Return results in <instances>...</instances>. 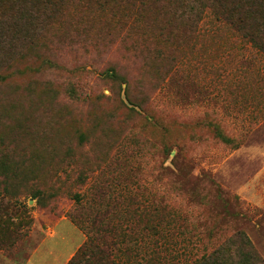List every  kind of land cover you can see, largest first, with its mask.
I'll use <instances>...</instances> for the list:
<instances>
[{"label": "rangeland", "instance_id": "374dc122", "mask_svg": "<svg viewBox=\"0 0 264 264\" xmlns=\"http://www.w3.org/2000/svg\"><path fill=\"white\" fill-rule=\"evenodd\" d=\"M218 11L65 0L17 23L0 46V258L44 241L57 263L81 230L79 264H264V185L235 152L264 144V51Z\"/></svg>", "mask_w": 264, "mask_h": 264}, {"label": "trees", "instance_id": "16d2710c", "mask_svg": "<svg viewBox=\"0 0 264 264\" xmlns=\"http://www.w3.org/2000/svg\"><path fill=\"white\" fill-rule=\"evenodd\" d=\"M191 7H202L211 5L216 8L219 16H223L230 21L240 32L253 41V43L264 51V0H185ZM65 0H5L9 7V12L0 9V46L6 41L4 48L17 38L19 26L28 29L34 24L39 23L43 14L44 23L48 20L55 10L59 11ZM4 0H0V5ZM23 20L24 22L17 23ZM16 27V28H15ZM14 34L11 35V30ZM7 35V40L5 36ZM109 74L115 75L112 71ZM89 244L80 246L78 251L68 261L67 264H79L83 257L89 256ZM217 252L212 254L215 258ZM211 257V260H212ZM243 259V258H242ZM195 264H211L206 258L204 261H197ZM227 264H231L229 259ZM241 264H246V258Z\"/></svg>", "mask_w": 264, "mask_h": 264}, {"label": "crops", "instance_id": "0c3cea01", "mask_svg": "<svg viewBox=\"0 0 264 264\" xmlns=\"http://www.w3.org/2000/svg\"><path fill=\"white\" fill-rule=\"evenodd\" d=\"M262 126L264 128V124ZM256 139L257 138H253V137H252V139H248V145H244L241 148L236 147L235 149H237V150L235 152L237 154H241V155H244L246 157V159L248 160V169L258 170L257 172L251 174L250 178L252 181H250V182L253 183L254 185H258V184L264 185V144L260 143ZM254 191H255V189H253L251 194L252 193L255 194L256 192L254 193ZM65 221H69V219H67L66 217H65V219H61L59 221V223H57L56 226L60 225L62 222H65ZM73 224H75V223H73ZM75 226H77V225L75 224ZM77 228L80 230V228L78 226H77ZM80 232L82 234L81 241L68 254H66V256L62 260H59L57 263H53V264H67L68 263V261L78 251L81 244L86 239V237H85L86 235L81 230H80ZM55 234H56V232H55V228H54V230L50 236L52 237ZM43 244H44V241H43V243H41L38 246L34 255L30 259H28L27 262H25L24 264H31L34 261H35L34 264H49L47 259H43L41 257H38L40 247ZM36 256L38 257V259L35 260ZM0 264H13V262L11 260L4 258V257H1L0 258ZM21 264H23V263H21Z\"/></svg>", "mask_w": 264, "mask_h": 264}]
</instances>
